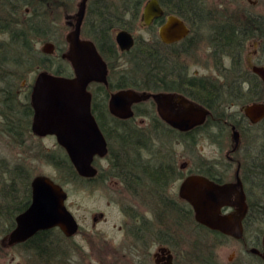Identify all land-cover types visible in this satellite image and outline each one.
I'll return each mask as SVG.
<instances>
[{
	"label": "flooded vegetation",
	"instance_id": "obj_1",
	"mask_svg": "<svg viewBox=\"0 0 264 264\" xmlns=\"http://www.w3.org/2000/svg\"><path fill=\"white\" fill-rule=\"evenodd\" d=\"M92 1L89 0L87 3V14ZM159 1L164 8V13L157 17L150 26L145 27L151 30L153 39L150 41L155 43L157 58L160 61L174 60L172 66H165L169 71L165 74L167 75L165 80L176 84L165 87L161 85L159 91L173 92L177 97L186 96L208 108L206 104H201L187 95L183 85L178 87L176 77L178 71H181L185 80L192 77L201 78L204 84H213L218 91L226 87L230 89L235 87L238 93L240 92V98H243L244 94H254L252 101L242 105L239 118L234 122L227 121L232 135L234 131L237 134V141L232 143V148L226 154L236 165L234 178L227 180L222 175H215L213 171L208 170L190 169L188 171V173H204L219 183L236 182L237 192L234 193L233 199L235 200L237 195L244 192L247 203L246 213L242 219L243 233L240 237H236L199 223L196 221L192 204L180 196L177 198L167 196V199L155 196L142 199L144 206L137 207L140 212L137 208H135L136 212L128 211L129 227L128 232L125 233L127 245L117 244L112 238L108 239L103 234L91 231L92 234H85L83 238L86 242L90 237L94 244L83 245L82 248L77 247V252L75 251L73 255L74 260L73 256H68L69 262L72 264H88L89 261V264H264V234L260 238L256 228L259 217H264V213L260 212L264 207V177H261V173H264L262 171L264 170V119L253 123L244 111V107L249 103L264 102V79L254 70L256 66L264 67V10H258L263 7L260 5L262 0H239L242 5L234 9H230L233 0H208L205 5L201 0L200 3L204 7V20L202 15L199 16L193 8L189 10V15L195 21H190V16L188 20L182 17L189 28V33L172 42L163 40L161 27L169 15L177 14L167 9L161 0ZM116 7L119 8V6ZM122 7L127 9L128 4H123ZM86 18L87 15L82 23V31ZM200 23L204 26L202 27ZM75 24L76 15L74 19L69 18L68 20L70 27ZM201 27H205V32ZM123 29L130 30L125 27ZM194 34L201 36L204 53L212 60L222 63L219 69L220 74L217 75L218 80L189 74L186 67L181 64L180 58L190 54ZM95 44L98 47L96 42ZM252 47L253 51L250 50ZM98 50L100 51L99 47ZM129 51L131 50L126 52ZM249 58L252 60L251 64L248 61L249 63L244 65V59L249 60ZM94 86L93 84L89 86L92 93V106L97 99L100 100L105 95L99 94L100 86ZM106 88L109 87L106 86ZM112 91L109 90V93ZM29 122L27 129L30 134H33L32 118ZM165 160L175 164V157L172 153L165 156ZM175 166L178 167L176 164ZM187 166L185 164V167H181L182 170L178 171L179 173L169 182L168 187L178 180L182 182L185 177L182 176V171ZM136 203L139 205L138 202ZM239 208L242 210V207L237 205L225 206L223 212L234 213ZM196 227L201 232L196 234ZM54 230L47 231L51 233ZM57 230L62 233L61 230ZM219 238L228 239V243H221ZM85 246L86 249H84ZM223 246L230 247L233 252L227 261H223L221 257L220 248ZM60 262V264H65V261L60 260Z\"/></svg>",
	"mask_w": 264,
	"mask_h": 264
},
{
	"label": "rangeland",
	"instance_id": "obj_2",
	"mask_svg": "<svg viewBox=\"0 0 264 264\" xmlns=\"http://www.w3.org/2000/svg\"><path fill=\"white\" fill-rule=\"evenodd\" d=\"M80 1L56 0L53 2L54 5L50 7L48 12L50 30L46 36L35 38L34 47L37 53L40 56L44 54L51 55L52 68L62 64L65 69H72L70 63L63 58L61 59L60 55L61 52L67 50L68 42L66 35L72 29L68 25V20L69 18L74 19ZM109 1L119 6V8L123 4H128L127 8L130 9L137 5L138 2L144 4L147 0ZM207 1L203 0L204 5ZM239 5H242L239 0H233L230 4V9L237 8ZM260 5L263 7L258 8V10H264V0H262ZM26 11L27 13L29 12L28 8ZM197 11L199 16L204 15L202 4ZM189 16L190 21L194 20L188 12ZM127 18H129V15ZM197 20L199 19L197 18ZM127 22L129 25L128 29L133 32L138 40L132 51L137 55L138 52L144 50L145 44L152 42L150 41L153 39L151 30L143 25L141 13L137 19L132 18L131 21ZM202 27V31L205 32V27ZM121 28L123 27L115 28L113 36ZM84 36L87 37L86 35ZM0 38H3V36L0 35ZM48 42L55 44V49L52 53H46L42 50V47ZM250 50L253 51V47ZM248 61L251 64L252 60L249 58V60L244 59V65L248 64ZM180 62L186 67L189 74L206 76L213 80H218L217 75L220 74L219 69L222 66L220 61L212 60L204 53L202 38L196 34L192 38L190 54L184 56V58H180ZM225 63L229 64L228 61H225ZM133 64L130 54L121 53L113 62V81L117 82L122 72L131 71ZM179 66L182 68L180 64ZM42 69L43 66L39 63L36 69L22 66L16 71L22 74V77L18 80L19 87L17 86L16 97L20 109L24 107L25 102L30 100L32 85L36 75ZM221 92L222 102L220 101V103L222 104L220 112L222 116L212 117L202 128L194 131L186 139L179 137L176 132L172 133L166 130L163 133L161 130L159 131L154 128L151 114H157V111L156 107L151 104V101L140 103L143 115H136L133 121L134 126L150 132L149 135L152 137L151 144L154 151L165 153V155L172 153L175 157V164L178 166V170H182L181 167L184 164L188 165L182 171V176H186L190 169H202L213 171V174L222 175L227 180L233 179L236 165L226 155L227 151L232 148L233 143L232 131L228 125V122L231 121H228L227 118L231 115L233 122L239 118L242 105L252 101L254 94H244V97L240 98V92L238 93L235 87L231 89L228 87L223 88ZM2 93L3 90L0 89V209L4 213L0 214V264H45L37 254L32 253L25 246L20 244L10 247L7 244L9 233L14 226L11 224V216L6 215L5 210L6 208H9V211L12 209L14 217L18 213V210L16 209V202H8L12 201L7 199L8 196H6V199L4 198L3 188L5 185L12 184V180H15L14 193H17L19 199H22L28 186H31L32 179L37 175L50 176L63 184L69 194L66 204L80 223L79 232L72 237H65L57 229L49 233L47 241L51 240V245L55 248L54 252L57 264L61 263L60 260L62 262L65 261V264H72L69 262L68 256H73L75 251L77 252V247L82 248L83 245L94 244L90 237L86 242L83 238L85 234H92L91 231L103 234L108 239L112 238L117 244L127 245L125 233L128 232L127 229L129 227L127 221V217L129 220L128 211L136 212L135 208L144 206L143 200L155 197L154 189L142 188L136 193L137 195H134L119 178L112 174V162L109 160V155V157L97 160L96 164L100 169V174L94 179L86 180L67 175L62 168L59 169L47 157V153L54 154L58 158L61 155L62 158L64 157V150L59 146L56 137L53 135L38 137L30 134L27 129V125L30 122L27 124V119H15L11 115H6L8 110L4 109L1 101ZM20 173L24 175V178L29 179L28 183L20 180L23 178L20 176ZM26 173L29 178L25 175ZM179 184L180 180L172 186L166 187L164 198L166 197L165 199H167V196L177 198L179 196ZM138 210L140 212V209ZM101 212L104 213L102 217L100 216ZM95 217H97L96 221L94 220ZM256 228L261 238L264 234V217H259ZM195 232L197 234L201 230L196 227ZM196 237L200 236L196 235ZM219 239L223 244L228 243V239ZM86 248L85 246L84 249ZM220 250L223 261H227L233 255L232 249L228 246H223ZM44 258L50 259L51 256ZM56 263L52 262L50 264Z\"/></svg>",
	"mask_w": 264,
	"mask_h": 264
},
{
	"label": "water",
	"instance_id": "obj_3",
	"mask_svg": "<svg viewBox=\"0 0 264 264\" xmlns=\"http://www.w3.org/2000/svg\"><path fill=\"white\" fill-rule=\"evenodd\" d=\"M88 0H82L77 12L75 28L67 34L68 51L62 54L70 61L73 75H59L40 71L31 92L34 109L32 130L38 136L55 135L73 163L76 171L84 177H94L98 168L94 165L96 156L104 157L109 152L108 141L92 111V93L88 86L92 82L106 85L108 63L92 39L81 37V26ZM164 10L158 0H150L144 9L145 25L161 16ZM189 32L185 22L176 15H170L161 27L164 41L179 40ZM116 41L121 50H130L135 44L133 34L126 29L118 31ZM55 45L46 43L42 50L52 53ZM264 79V67H254ZM153 99L161 118L172 127L189 131L205 123L211 111L197 105L191 99L173 92H139L133 88L112 92L109 99L110 112L119 118L134 116L133 105ZM247 116L257 122L264 118V102H254L245 107ZM234 130V127H233ZM233 140L237 141L234 131ZM237 184L217 183L202 174H190L180 186V195L195 209L196 219L211 228L240 237L243 233L242 219L247 203L244 192L233 199ZM31 201L15 217V227L10 231L7 244L25 242L40 230L60 227L67 236L79 230V223L66 205L68 192L52 177L37 175L31 181ZM226 205H237L242 210L223 213ZM100 216H103L101 213ZM96 220V218H95Z\"/></svg>",
	"mask_w": 264,
	"mask_h": 264
},
{
	"label": "trees",
	"instance_id": "obj_4",
	"mask_svg": "<svg viewBox=\"0 0 264 264\" xmlns=\"http://www.w3.org/2000/svg\"><path fill=\"white\" fill-rule=\"evenodd\" d=\"M55 1L0 0V35L3 36V38H0V89L3 90L1 101L4 109L8 110L6 115H11L15 119H27V124L31 119L33 109L30 100L25 102L22 109L17 103L18 80L22 77V74L16 71L22 66L36 69L40 63L43 66L42 70L63 75L71 74L70 69H65L62 64L52 68L51 55L44 54L40 56L34 47L35 38L46 36L50 30L48 12ZM161 1L167 9L186 19H188L189 10L193 8L198 13L197 9L201 5V0ZM141 4L139 2L130 9H121L122 7L118 8L108 0H93L89 6L83 32L97 43L110 68L109 88L97 84L101 89L99 94L103 93L105 95L102 99L95 101L93 111L109 141L112 174L119 178L134 195H137L136 193L142 188H148L154 189L155 196L164 197L169 182L178 174L175 164L173 165L172 162L165 160V156H167L165 153L153 150L150 132L135 127L134 118L130 120L116 118L110 114L107 107L109 90L133 87L139 90L156 91L160 90L161 85L165 87L172 86V84L174 86L175 84L165 80L167 76L165 74L169 72L165 66H172L174 60L164 59L160 61L155 52L154 42L145 44L144 50L138 52L137 55L132 51L123 53L131 55L134 63L133 67L129 72H122L117 82L113 81V62L121 55L113 37V30L117 27L129 28L127 21L138 18L142 8ZM128 15L129 18H127ZM202 18H204V15H202ZM176 78L178 87L183 85V88L186 89L184 92L187 95L201 104H206L211 109L212 115L208 121L212 117L222 116L220 112L222 92L218 91L216 86L204 84L203 80L197 77L185 80L181 71H178ZM135 115H143L140 105H136ZM151 117L154 128L161 130L163 133L166 130L172 133L176 132L179 137L186 139L195 131L181 133L167 126L156 113H152ZM227 120L232 121V116H228ZM47 157L59 169L62 168L67 175L79 178L65 151L63 158L62 155L58 158L50 153H47ZM25 175L27 176V173ZM20 176L23 177L24 175L20 173ZM261 177H264V173H261ZM20 180L28 183L29 179L23 177ZM12 181V184L5 185L3 188L4 198L6 199V196H8L7 199L12 200L8 202H16V209L20 212L28 206L31 200V186H28L23 198L19 199V195L14 193L15 180ZM11 210L9 211V208H6L5 213L11 216V224L14 226L15 217ZM260 212L264 213V207ZM2 213L0 209V214ZM48 235L47 230H40L28 241L21 244L32 253L37 254L45 264L57 262L55 248L51 245V240L47 241ZM49 256H51L50 259L44 258Z\"/></svg>",
	"mask_w": 264,
	"mask_h": 264
}]
</instances>
